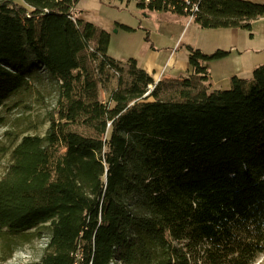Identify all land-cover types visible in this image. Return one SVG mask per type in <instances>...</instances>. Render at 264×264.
Returning a JSON list of instances; mask_svg holds the SVG:
<instances>
[{
	"label": "trees",
	"instance_id": "trees-1",
	"mask_svg": "<svg viewBox=\"0 0 264 264\" xmlns=\"http://www.w3.org/2000/svg\"><path fill=\"white\" fill-rule=\"evenodd\" d=\"M114 1L202 30L264 16L243 0ZM79 2L0 0V109L35 81L59 85L47 133L23 137L0 180V236L49 224L30 264H250L264 252V65L209 92L207 64L230 51L189 48L190 75L170 80L179 100L160 85L146 95L155 81L130 59L135 80L110 108L86 65L116 66L111 34L78 18Z\"/></svg>",
	"mask_w": 264,
	"mask_h": 264
},
{
	"label": "rangeland",
	"instance_id": "rangeland-1",
	"mask_svg": "<svg viewBox=\"0 0 264 264\" xmlns=\"http://www.w3.org/2000/svg\"><path fill=\"white\" fill-rule=\"evenodd\" d=\"M243 1L264 5V0ZM145 15L140 12V20L154 32L163 29L165 25L170 26L175 30V33L182 35L184 44L191 45L194 49H200L206 54H211L217 50L230 51L233 46H236L242 51H250L251 54L255 55V58H262L260 63L262 60L264 61V16L253 20L250 29L202 30L195 23L185 26L183 21V23L171 21L169 24L163 17L147 18ZM122 30L125 33L126 30ZM117 31L118 29L111 31L114 33L117 43L111 53L108 52V55L113 59L115 56L121 57L120 45L124 41V36H127V34L122 33L123 31ZM251 34L253 37L250 36ZM90 46L91 49L86 54H89L95 47L94 44ZM133 46L135 48L140 46L136 39H134ZM101 61V59L89 61L86 67L91 80L97 82L99 101L113 108L112 94L118 90L125 91L131 88L135 80L134 69L130 62L126 61L116 62L114 67L105 65L104 70H101ZM246 76V78H240L251 80L253 73L251 76L247 74ZM171 83H175V85L172 86ZM177 83L168 79L155 81L153 85L149 86L146 95H149L156 86L160 85L162 97L172 94L173 97L179 99V92L187 89L182 84ZM34 84V90L12 97L6 102V107L0 109V117L3 118L0 125V180L10 166L12 150L25 136H44L50 127V117L58 105L59 85L57 83L45 79L42 82L35 81ZM80 85L79 87H81ZM203 85L208 88L209 92L216 91L214 90L216 85H212L211 79L203 82ZM149 101H154V98L149 99ZM72 129L86 136L92 135V132L83 126L72 127ZM49 226L48 224L22 234L0 236V264H30L39 261L50 240L51 230ZM250 264H264V252L257 255Z\"/></svg>",
	"mask_w": 264,
	"mask_h": 264
},
{
	"label": "crops",
	"instance_id": "crops-1",
	"mask_svg": "<svg viewBox=\"0 0 264 264\" xmlns=\"http://www.w3.org/2000/svg\"><path fill=\"white\" fill-rule=\"evenodd\" d=\"M76 11L78 18L110 32L111 41L108 49L110 53L117 43L114 33L111 31L118 29L117 32L123 31V34H127L120 45L121 57L113 55L116 62L134 59L138 68L144 70L157 82L162 79L178 80L190 75L189 48L193 47L184 44L182 35L175 33V30L170 26L165 25L163 29L154 32L140 20V12L141 14L143 12H139L135 3L126 6L114 0H80ZM143 14H146L147 18L163 17L169 24L171 21L184 22L185 26L195 23L193 18L178 17L171 13ZM195 25L199 26L196 23ZM125 28H129L131 31L126 30L124 33L122 29ZM134 39L140 44L137 48L133 46ZM261 59L255 58V55L248 50L242 51L233 46L228 57L207 64L211 74V83L216 85L214 90L230 88V82L234 76L243 78L247 77L246 74L251 76L257 67L264 65L263 60L260 63Z\"/></svg>",
	"mask_w": 264,
	"mask_h": 264
},
{
	"label": "built area",
	"instance_id": "built-area-1",
	"mask_svg": "<svg viewBox=\"0 0 264 264\" xmlns=\"http://www.w3.org/2000/svg\"><path fill=\"white\" fill-rule=\"evenodd\" d=\"M198 11V5L197 4H194L193 7H192V12H197ZM193 18V17H192ZM79 260H80V257H79ZM79 260L76 262V264H79Z\"/></svg>",
	"mask_w": 264,
	"mask_h": 264
},
{
	"label": "bare ground",
	"instance_id": "bare-ground-1",
	"mask_svg": "<svg viewBox=\"0 0 264 264\" xmlns=\"http://www.w3.org/2000/svg\"><path fill=\"white\" fill-rule=\"evenodd\" d=\"M81 262H82V258L80 257L79 264H81ZM112 264H114V263H112Z\"/></svg>",
	"mask_w": 264,
	"mask_h": 264
}]
</instances>
